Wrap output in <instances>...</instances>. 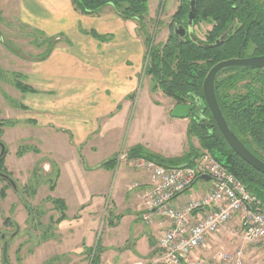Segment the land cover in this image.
<instances>
[{
  "label": "crops",
  "instance_id": "obj_1",
  "mask_svg": "<svg viewBox=\"0 0 264 264\" xmlns=\"http://www.w3.org/2000/svg\"><path fill=\"white\" fill-rule=\"evenodd\" d=\"M46 2L50 4L48 8L56 16L55 20H26L20 17L27 27L42 29L44 36L58 37L46 58L32 60L25 66L29 87L36 92L30 93L32 104L20 106V116L31 112L33 117L25 119L40 127L37 130L38 138L42 136L47 142L49 161L54 166L50 174V178H54L50 192L52 197L63 201L67 211L79 209L82 213L80 216L88 209L92 210L91 213L104 206L108 211L103 226L107 234L102 238L98 239L99 229H92L93 224L90 229H70L69 234L66 229L64 233L59 229L55 231L57 238H48L46 242L51 250L48 254L38 253L36 260L44 261L65 254L71 258V251L78 246L87 251L89 247H97L95 259L99 258V264H129L139 258L152 259L157 253V249H154L157 238L169 228V224L155 219L148 225L141 220V194L151 185L149 175L116 161L113 168L102 166L107 161L115 160L119 151H129L137 145L161 155L141 141L125 146L118 130L126 122L125 114L132 104L131 90H134L136 81L131 83V76L135 78L137 74L135 70L126 69L123 84L119 81V68L108 67L109 63H114L112 60L119 57L120 40L127 41L134 36L140 38L134 32L137 31L135 22L132 28H128L130 19L123 20L111 5L97 13L81 14L74 9L71 0ZM54 90H64L59 100L71 97L77 101L75 105L79 107V113L70 107L60 108L59 101L51 100ZM157 107L173 122L185 123L184 132L187 133V120L171 117V109L167 106ZM83 126L87 129H82ZM109 180L111 182L107 184ZM134 183H138L139 187L130 189ZM208 186V181L197 182L177 197L175 204L181 206L189 200L200 198ZM93 217H96V213ZM193 218H198V215ZM235 224L230 223L218 234L209 237L195 255L212 262L215 249L227 240L226 229H231ZM69 241L76 242L73 249ZM60 242L66 244L64 249L60 250ZM121 247L125 249L118 251ZM247 249L246 257L253 256L254 260L264 264V242ZM81 257L71 258L67 264H73ZM0 264H3L1 255Z\"/></svg>",
  "mask_w": 264,
  "mask_h": 264
},
{
  "label": "rangeland",
  "instance_id": "obj_2",
  "mask_svg": "<svg viewBox=\"0 0 264 264\" xmlns=\"http://www.w3.org/2000/svg\"><path fill=\"white\" fill-rule=\"evenodd\" d=\"M181 1L146 0L148 9L146 17L141 21L129 20L127 23V27L132 28L135 22L137 30L134 31L135 35H139L141 39L134 36L127 41L120 40L119 57L112 60L114 63L112 65L109 63L108 67V69L111 66L119 68L118 77L123 84L125 81L122 77L126 69L135 70V75L137 74L135 78L131 76L132 81L130 80L131 83L135 80L136 86L133 87L134 90H131L130 99H133L130 110L125 114L126 122L118 127L121 140L125 146L141 141L166 159L179 158L188 151L187 133L184 132L185 123L173 122L172 118L164 116L161 108L157 107L161 105L171 109L173 105L160 90H152L153 81L144 73V68L148 63L147 53L150 46L161 47L165 44L171 30L172 18L175 19V11ZM49 5L46 0H0V121L15 122V125L2 127L0 136V142L5 146L0 170L4 171L15 185L13 189L8 181L0 177V255L2 257V246L6 242L9 264H67L71 258L73 260L74 257L81 256H83L82 259L73 261V264H99V258L92 261L97 254V247H89L88 251L81 246L73 249L72 247L76 245L75 241H69L70 248L73 249L71 258L64 253L65 255L46 258L44 261L36 260L39 254H48L51 250L46 242L48 238L54 236L57 238L55 231L59 229L62 233L66 229V233L69 234L70 229H90V225L93 224L92 229H99L98 239L107 234V230L103 228L108 211L105 206L91 213V209H88L83 216H80L82 213L79 209L75 212L67 211L66 204L53 202L50 188L53 186L54 178H50V174L53 173L54 166L49 161L47 142L42 136L38 138L37 130L40 127L25 119V117H33L31 112L20 116V106L32 104V95L30 92L17 89L16 84L19 82L30 86L28 76L26 78L24 73L25 66H28V62L32 60L46 58L55 47L58 38L44 36L42 29L27 27L22 19L21 22L20 17L26 20L29 18L55 20L56 16L48 8ZM112 9L114 10L113 7ZM208 28V25L202 24L195 29V35L203 40ZM106 61L110 60L106 59ZM63 93L64 90H54L51 92L54 99L50 98L53 101H59L60 108L70 107L78 111L79 107L75 105L77 101L73 98L59 100ZM86 126L82 129L86 130ZM191 141L199 149V155L209 152L200 149L195 138H191ZM110 182L111 180L107 184ZM95 213L96 217H93ZM235 227L226 229L227 240L215 249L212 262L198 257L195 252L205 245L209 237L218 234L222 229L207 236L204 243L192 251L193 257L209 264H231L234 261L225 263L221 255L234 254L235 251L240 250L242 264H263L254 260L253 256H245V250H248V247L262 242H244L239 229H233ZM170 230H165L157 238L154 248L157 249V253L153 259L139 258L129 264H161L155 262L161 254L159 239ZM65 245L64 242H60V250L64 249ZM123 249L125 248L121 247L117 250Z\"/></svg>",
  "mask_w": 264,
  "mask_h": 264
},
{
  "label": "trees",
  "instance_id": "obj_3",
  "mask_svg": "<svg viewBox=\"0 0 264 264\" xmlns=\"http://www.w3.org/2000/svg\"><path fill=\"white\" fill-rule=\"evenodd\" d=\"M71 3L74 9L81 14L97 13L103 7L111 5L121 18L137 21L145 18L148 10L146 0H71ZM185 7H187V0H183V6L178 9L174 18L186 14ZM258 10L262 13L259 14ZM195 18L197 22L211 20L214 23L207 36L209 47L190 41L177 46L173 41H169L161 47L150 46L147 53L148 63L144 68V73L153 81L152 90L159 89L164 96L172 100L184 101L187 93L192 92L201 95L202 81L209 69L222 60L243 57L247 44H256L259 50L264 51V0H196ZM235 19L241 23V26H236L219 46H211L225 33ZM245 34L249 35V38L242 37ZM198 61H203V64H197ZM235 81V77L232 81L220 79L217 82L216 97L224 119L231 126V131L240 138L244 132L249 130L257 132L256 125L245 128L244 117L258 114L260 111L257 107L245 105L244 97L240 94L231 96L228 94L227 89L231 87V84L234 88ZM16 87L23 92H36L19 82ZM253 123L256 124V120ZM12 125H15L14 121H0V136L2 127ZM261 132L263 134L261 145L264 148V130ZM187 138L189 149L179 158L166 159L149 152L140 145L130 148L128 154L132 158L142 157L165 167L189 166L200 153L199 149L192 144L191 138H195L200 149L209 151L244 185L250 194L261 201L264 209V175L245 164L226 146L216 126L208 129L191 122L187 128ZM256 156L264 162V153ZM3 157L0 159V166L3 163ZM114 163L115 160L112 159L103 163L102 166L113 168ZM0 173L6 174L1 170ZM50 190L52 191V188ZM53 202L64 205V202L59 199H53ZM92 261H95L94 257Z\"/></svg>",
  "mask_w": 264,
  "mask_h": 264
},
{
  "label": "built area",
  "instance_id": "obj_4",
  "mask_svg": "<svg viewBox=\"0 0 264 264\" xmlns=\"http://www.w3.org/2000/svg\"><path fill=\"white\" fill-rule=\"evenodd\" d=\"M117 164L124 163L151 179L150 187L141 194V220L151 224L155 219L169 224L170 231L159 239L161 254L155 262L161 264H209L193 257L207 236L235 223L244 242H264V209L261 201L250 194L244 185L209 152L201 153L189 166H162L142 157H130L119 151ZM210 178L206 192L178 206L177 197L201 180ZM139 187L134 183L131 188ZM130 188V189H131ZM198 215V218H193ZM234 235V233H232ZM240 250L221 255L223 262L241 263Z\"/></svg>",
  "mask_w": 264,
  "mask_h": 264
},
{
  "label": "flooded vegetation",
  "instance_id": "obj_5",
  "mask_svg": "<svg viewBox=\"0 0 264 264\" xmlns=\"http://www.w3.org/2000/svg\"><path fill=\"white\" fill-rule=\"evenodd\" d=\"M181 6H183V0L181 1L179 7L176 9L175 13L178 11V9ZM260 6H262V4H260ZM184 10H186V14H182L181 17L179 18H175V19L172 18L171 30L168 33L165 43L169 41L171 42L173 41L175 45L179 46L180 44H184L190 41V42L199 44L204 47H209L210 44L207 43V36H208V33L212 30L214 23L211 20L197 22L195 18V15H196V0H195L194 14L190 22L191 27L189 28V18L188 17H189V12H190V0H187V7H185ZM258 13L260 14L262 12L258 10ZM202 24H206L209 27L205 32V38L203 40H201L195 35V29H198V27H200ZM236 26L237 27L241 26V23H239L237 19H235L230 24L229 28L225 31V33H223V35L217 40L222 41V42L225 41V39L230 35V33L235 29ZM242 37L249 38V35L245 34ZM250 38H252V35H250ZM146 41H148V38H146ZM262 56H264V51L259 50L256 44L249 43L247 44V50L245 51V54L243 57L232 58V59H248V58H255V57H262ZM226 60H231V59H226ZM226 60H222V61H226ZM197 64H203V61H198ZM233 77L236 78V81L233 83L235 84V86L233 88L232 84L230 85L231 87L227 89L228 94L230 96L234 94H240L241 96L244 97L243 103H246L245 105L257 107V110L260 111V113L258 114L245 115L244 117L246 121L245 128L256 125L258 127L257 132L254 133V131L251 132L249 130L248 132H244L242 134V136L240 137L241 139L239 138V136L238 137L235 136V137L241 142V144L249 152H251L255 157L258 158V156L256 155L264 153V148L261 145L263 143V134L261 131L264 130V67H229V68L223 69L215 77V81H214L215 97H216V90L218 87L217 82L222 78L227 79V81H232ZM203 81H202V84H203ZM186 96H185L184 101L172 100L171 98H168L165 96L166 98H168V100L173 105L171 110L169 111V115L171 116V113L176 106H179V105L189 106V107L193 106L194 107L193 110H191L189 112L188 117L185 118V120H187L189 124L191 122H195L196 125L204 127V128H208V129H211L213 126H216L211 116V113L204 102L203 93L201 95H198V94H193L192 92V93H187ZM216 100H217V97H216ZM217 103H218V100H217ZM218 106H219V103H218ZM254 120H256L257 122L256 124L253 123ZM226 123L228 124L230 128L231 126L229 125V123L227 121ZM225 144L230 149V147L228 146L226 142Z\"/></svg>",
  "mask_w": 264,
  "mask_h": 264
},
{
  "label": "water",
  "instance_id": "obj_6",
  "mask_svg": "<svg viewBox=\"0 0 264 264\" xmlns=\"http://www.w3.org/2000/svg\"><path fill=\"white\" fill-rule=\"evenodd\" d=\"M195 7V0H190V12H189V28L191 27L190 22L193 18ZM226 36V35H225ZM224 38V37H223ZM222 38V40H223ZM222 41L216 40L212 46H218ZM229 67H264V56L248 58V59H231L219 62L215 64L207 73L202 84V93L204 102L209 109L211 116L222 135L224 141L228 144L230 149L247 165L256 170L257 172L264 175V162L255 157L251 152H249L241 142L235 137L228 124L226 123L222 112L218 106L215 91H214V81L216 75L223 69ZM193 106H176L172 113L171 117L176 119H185L188 117L189 112L193 110ZM5 153V146L0 142V159ZM0 177H3L10 185L15 189V185L9 176L0 173ZM201 180L209 181L208 176H202ZM2 261L4 264H9L7 260V243L4 242L2 246Z\"/></svg>",
  "mask_w": 264,
  "mask_h": 264
},
{
  "label": "bare ground",
  "instance_id": "obj_7",
  "mask_svg": "<svg viewBox=\"0 0 264 264\" xmlns=\"http://www.w3.org/2000/svg\"><path fill=\"white\" fill-rule=\"evenodd\" d=\"M153 259V258H152Z\"/></svg>",
  "mask_w": 264,
  "mask_h": 264
}]
</instances>
